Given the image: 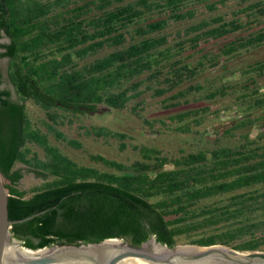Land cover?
<instances>
[{
  "label": "trees",
  "instance_id": "1",
  "mask_svg": "<svg viewBox=\"0 0 264 264\" xmlns=\"http://www.w3.org/2000/svg\"><path fill=\"white\" fill-rule=\"evenodd\" d=\"M229 1L237 2V17L227 20L220 8ZM173 24L186 26L171 43L166 31ZM4 35L9 42H2ZM211 41L221 45L210 49ZM263 45L264 0H0V58L10 59L16 93L14 98L12 89L2 88L0 68V171L10 194V219L33 216L15 222L12 236L32 249L107 238L140 246L155 236L170 247L264 250V59L230 62ZM90 57L95 58L85 61ZM224 62H230L229 72L179 89ZM144 83L155 84L156 95L173 91L165 99L172 101L169 107L196 94L202 100L233 97L224 109L236 108L240 116L218 134L249 131L235 145L174 156L142 146L141 158L131 163L100 153H89L92 164L81 163L62 150V142L83 145L59 129L60 110H123L141 96ZM210 109L205 105L172 118L201 125ZM179 129L193 132L191 124ZM93 131L126 136L106 126ZM19 163L42 182L20 189Z\"/></svg>",
  "mask_w": 264,
  "mask_h": 264
},
{
  "label": "rangeland",
  "instance_id": "2",
  "mask_svg": "<svg viewBox=\"0 0 264 264\" xmlns=\"http://www.w3.org/2000/svg\"><path fill=\"white\" fill-rule=\"evenodd\" d=\"M238 4L236 1H229L227 6L221 7L220 11L227 17V20L233 19L235 16L234 11L237 9ZM244 22L248 21V17L245 14H240ZM186 24L172 25L166 31L169 34V40L174 43L175 40H179L177 30H182ZM245 34V32L243 33ZM221 43H214L211 41L209 44L210 49H217ZM189 48V44H187ZM187 54V53H186ZM99 56V55H97ZM95 57H90L85 61H91ZM193 58H198L197 56ZM264 59V45L251 51L244 52L238 59H232L230 62L234 65H242L256 60ZM192 60V59H191ZM230 62H224L222 65L216 68L208 69L204 74L199 77L190 79L184 84L180 85L179 89L185 88L190 84L197 82H205L207 77H213L221 75L231 70ZM84 61L80 62L83 64ZM0 68L6 73L5 61H0ZM149 83H144L140 90L141 96L132 99L128 103V107L123 110H112L106 105H100V113L90 115H73L66 111L60 110L59 115L62 116L64 122L59 125V129L69 139H76L82 143V148H76L68 145L66 142H62L59 145L62 150L81 163L92 164L89 153H100L108 158L116 159L126 163H131L139 158L141 154L139 148L142 146H155L158 147L169 156L181 155L190 151L197 150L199 148H212L216 145L231 144L235 145L239 141L240 134L249 131V128L237 129L234 131V137H225L219 135L218 132L229 128L235 123V117L240 116L238 110L235 109L227 111L224 109V104L230 103L233 97H217L210 100H202L197 94L188 103H182L177 107H169L165 99L170 96L172 92H168L165 95L155 94V84H152L151 88ZM176 91V90H175ZM184 101V98L181 99ZM29 108L35 110V113L39 116H44L40 107L35 106L28 101ZM205 105L211 106L209 112H207L204 121L201 125H196L192 119L177 120L172 116L187 111L203 107ZM216 109L219 111L216 114ZM146 120L158 121L151 126ZM191 124L193 132L181 131L179 126H185ZM106 126L114 131L122 132L126 134L124 138H118L113 136H97L93 127ZM256 128L252 129L251 136H255ZM197 130L200 132L198 133ZM206 132V133H205ZM53 138V137H52ZM126 147L123 148L122 145ZM38 150V149H37ZM41 153L42 150H39ZM16 168H22L24 177L18 183V187L22 190H27L42 182V177L38 176L35 172L31 171L25 165L19 163ZM264 253V250L260 251H245V253Z\"/></svg>",
  "mask_w": 264,
  "mask_h": 264
},
{
  "label": "water",
  "instance_id": "3",
  "mask_svg": "<svg viewBox=\"0 0 264 264\" xmlns=\"http://www.w3.org/2000/svg\"><path fill=\"white\" fill-rule=\"evenodd\" d=\"M85 108L80 106L81 110ZM9 196L5 177L0 171V264H264V253L248 254L222 244L170 247L157 241L155 236L140 246L120 238H107L79 245L28 248L12 236L11 228L15 222L33 216L11 220Z\"/></svg>",
  "mask_w": 264,
  "mask_h": 264
},
{
  "label": "flooded vegetation",
  "instance_id": "4",
  "mask_svg": "<svg viewBox=\"0 0 264 264\" xmlns=\"http://www.w3.org/2000/svg\"><path fill=\"white\" fill-rule=\"evenodd\" d=\"M2 42H5V43L9 42L8 36L4 35V37L2 39ZM0 61H5V66H6V70H7L6 73L3 71L4 72V77L6 78V80H5V83L2 85V88H10V89H12L13 97L15 98L16 97L15 89H14L13 85L10 83V79H9L10 59L8 57H3V58H0ZM68 108H69L70 111L67 110L66 111L67 113H71L73 115L80 114V113H75V111H74L75 110V106L71 105V106L65 107V109H68ZM78 109L81 110L80 106L78 107ZM82 110L85 111L84 114H90V115H94V114H97V113L101 112V110L99 108L92 109V108L86 107L85 109H82ZM91 111H95V113L92 114ZM80 115H82V114H80ZM179 244H184L185 245V244H189V243H179Z\"/></svg>",
  "mask_w": 264,
  "mask_h": 264
},
{
  "label": "bare ground",
  "instance_id": "5",
  "mask_svg": "<svg viewBox=\"0 0 264 264\" xmlns=\"http://www.w3.org/2000/svg\"><path fill=\"white\" fill-rule=\"evenodd\" d=\"M17 246V245H16Z\"/></svg>",
  "mask_w": 264,
  "mask_h": 264
}]
</instances>
